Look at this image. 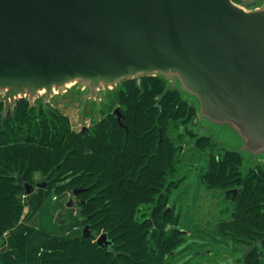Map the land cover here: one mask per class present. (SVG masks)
Masks as SVG:
<instances>
[{"label": "trees", "instance_id": "16d2710c", "mask_svg": "<svg viewBox=\"0 0 264 264\" xmlns=\"http://www.w3.org/2000/svg\"><path fill=\"white\" fill-rule=\"evenodd\" d=\"M164 85L157 77L122 82L101 102L105 116L80 130L49 104L43 109L40 99L38 109L21 99L13 113L0 114V232L16 227L22 217L17 178L33 182L37 174L47 177L45 189L54 182L84 188L75 196L77 210L92 231L88 237H46L37 247L39 264H173L170 259L193 244L203 248L199 256L215 247L223 251L220 245L234 244L238 251L245 245L232 264H264V246L260 254L255 248L245 253L249 241L264 237V181L253 175V166L242 173L240 156L218 148L206 134L196 138L195 147L215 150L197 176L212 193L227 198L232 213L208 230L201 224L184 227L190 216H183L176 202L189 184L181 185V145L166 130L171 120L184 124L195 111L176 90L160 97ZM233 188V194L221 192ZM173 192H179L174 200ZM100 232L111 239V250L96 244Z\"/></svg>", "mask_w": 264, "mask_h": 264}, {"label": "water", "instance_id": "95a60500", "mask_svg": "<svg viewBox=\"0 0 264 264\" xmlns=\"http://www.w3.org/2000/svg\"><path fill=\"white\" fill-rule=\"evenodd\" d=\"M143 77L162 79L160 97L176 90L218 148L264 172V0H0L2 117L21 99L44 109L70 90L98 108ZM17 181L21 195L48 184ZM83 190L73 188L66 204ZM81 234H92L88 223ZM95 242L111 250L106 232ZM263 246L264 237L249 241L245 253Z\"/></svg>", "mask_w": 264, "mask_h": 264}, {"label": "rangeland", "instance_id": "374dc122", "mask_svg": "<svg viewBox=\"0 0 264 264\" xmlns=\"http://www.w3.org/2000/svg\"><path fill=\"white\" fill-rule=\"evenodd\" d=\"M236 1L244 6H249L261 0ZM81 98L82 93L70 90L52 96L49 106L53 107L55 110H59L61 114L68 119L73 129L80 130L84 126H90L93 121L100 120L106 114V112L99 110L101 106L98 108L94 106L93 108L92 102L88 100L82 105ZM112 111L113 108L110 112ZM189 118L190 119L184 124H181L179 121L173 122L171 120L172 122L170 121L166 130L168 136L174 138L175 143L181 145L182 153L179 157L183 166H189V168L183 167V169H181V173L184 175L181 185L184 183L186 185L189 184L185 186L187 192L185 191L186 194L183 199L176 203L180 204L179 207H181L183 216H185V214L190 216V219L185 222L184 227L198 228L201 224L202 227L208 230L211 225H215L219 218H230L232 208L227 209L225 207L227 198L223 197L221 194L212 193V190L202 182L200 175L197 176L199 170L202 172L205 171V169L201 167L205 164L207 155L210 152H214L215 149L207 146V148L202 151L200 148L195 147L196 138L203 134L209 135V132L203 125L199 124L195 113L191 114ZM243 166V169H241L242 173L245 172L247 167L252 165L243 161ZM253 175L264 181V172L260 168H258V171L254 169ZM38 177L39 175L36 174L35 178ZM67 179L68 178L63 181ZM72 189L63 188L61 185H57V183L54 182L47 189H36L28 196L20 197L24 203L23 210L27 213V222L24 224L26 231L22 238L20 235H17L12 244L7 246L8 250H6V253L9 254L8 264H39L40 252L37 247L43 239L51 236L69 238L74 235L67 232L69 229H75L74 231H76V234L80 233L81 226L84 225L83 222L85 219L80 212L77 211V203L70 206L66 205ZM175 194L176 192H173L171 198H173ZM178 195L179 192L176 194L175 198ZM73 199L75 201L78 200L75 197ZM170 201L171 199L167 202V205H170ZM31 221L35 224L29 225L28 222ZM197 234L200 235V233L196 231V235ZM40 235H43L44 238L41 239ZM2 237L4 240V235H2ZM244 246L241 247L242 250L245 248ZM219 247H221L223 251L216 252L217 250H215V247L214 250H212V248L210 249V254L199 256L203 248L193 244L188 250L180 249L170 260L174 262L173 264H232L237 257H240L242 252V250H236V245L234 244L228 246L220 245ZM205 248H207V246H205ZM214 252L216 253L214 254ZM7 260L4 261V264H7Z\"/></svg>", "mask_w": 264, "mask_h": 264}, {"label": "crops", "instance_id": "0c3cea01", "mask_svg": "<svg viewBox=\"0 0 264 264\" xmlns=\"http://www.w3.org/2000/svg\"><path fill=\"white\" fill-rule=\"evenodd\" d=\"M258 171V169H256ZM25 197V196H24ZM26 217H27V213L23 210V215L21 217V219L19 220L18 224L16 227L12 228L11 230L7 231L4 234V240L1 237L0 238V264H4V261L7 260V264L9 261V254L6 253L8 250V245L12 244V242L14 241V239L17 237V235H20L21 238L24 234V232L26 231V227H25V223L26 221ZM76 228V227H75ZM75 230V229H74ZM73 229H69L67 232H69V234H74L71 237L77 236L76 231H74ZM40 238L43 239V235H40Z\"/></svg>", "mask_w": 264, "mask_h": 264}, {"label": "flooded vegetation", "instance_id": "af4514ba", "mask_svg": "<svg viewBox=\"0 0 264 264\" xmlns=\"http://www.w3.org/2000/svg\"><path fill=\"white\" fill-rule=\"evenodd\" d=\"M49 104V103H48ZM36 108V107H35ZM36 109H38V107L36 108ZM38 178H40V177H38ZM38 178H36V179H38Z\"/></svg>", "mask_w": 264, "mask_h": 264}]
</instances>
